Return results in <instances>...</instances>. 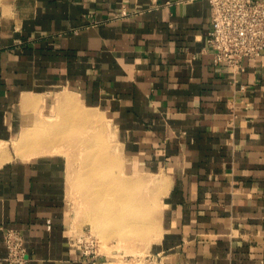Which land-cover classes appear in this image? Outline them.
I'll return each instance as SVG.
<instances>
[{
	"label": "crops",
	"instance_id": "crops-1",
	"mask_svg": "<svg viewBox=\"0 0 264 264\" xmlns=\"http://www.w3.org/2000/svg\"><path fill=\"white\" fill-rule=\"evenodd\" d=\"M212 16L209 0H0V264L2 225L24 264H106L72 233L69 148H12L73 117L63 96L110 120L123 172L165 176L152 264H264V50L216 63Z\"/></svg>",
	"mask_w": 264,
	"mask_h": 264
},
{
	"label": "rangeland",
	"instance_id": "rangeland-1",
	"mask_svg": "<svg viewBox=\"0 0 264 264\" xmlns=\"http://www.w3.org/2000/svg\"><path fill=\"white\" fill-rule=\"evenodd\" d=\"M70 105L72 107L71 114H73V117L68 116L69 120L66 121L64 120L65 118H63V120L60 117H56V119L54 118L52 126L53 130H51L50 133H57L58 131H60L58 130L59 127L63 125H68L70 127L68 131H71V133L68 132L63 147L64 149L65 146L69 148H66V155L69 158L70 166H72L69 175H73V177H70L69 180L71 183V197L73 198L71 222H73L74 228H72V233L74 234L76 240H78L82 245H84L87 250L89 249V251H91L92 253L101 254L105 258L106 264H152V260H155L156 258V249L158 247L157 242L162 237V228H160V212L162 208V196L166 189L159 192L158 195V190L155 187L154 182L143 184V186L141 187L138 186L132 188V191L131 188L129 189V193H131L130 204H132L130 206V210L128 211V213L130 214L129 218L132 222V220H134L136 217V213H138L139 217H141L139 210H142L143 208L144 212L142 219L145 222L146 227H151L146 228V230H149V232H138L139 230H133L134 222L131 223L129 227L124 226L123 224L117 225L112 215L113 205H106L105 203V205L102 206L101 203L98 201H88L87 198L89 192L92 191L94 188H97V186L90 188L86 184H82V181H79V172L82 168V162L81 155H79L80 157L78 156L80 152H78V146L79 143H83V140L85 138L91 140L88 142H96L101 140L102 135L105 134L104 136L108 141L107 144H111V147H113L112 152H110L111 159L114 163V166L110 169L111 174L114 173L119 177L126 176L125 178L147 177H145V175L141 173H134L128 175L126 172H123L121 168L122 154L120 153V138L118 132L114 129V127L110 123V120L106 118L105 115H99V117H102L100 119H102L101 122L103 124L101 126L98 124L100 128L98 127L97 130L102 132V134H100L99 136H95V134H93L94 131L92 130L93 125H91L90 123L88 124V121L84 122L82 118V112L84 110H87L88 108L79 109L78 104L74 102V100L72 103H70ZM102 127L105 128L104 131ZM109 130L117 132V134H115V132L114 134H112L113 136L111 137V139L109 138ZM91 134H93V136ZM115 145L118 149H120L119 153H116L114 149ZM73 148L74 151L71 152ZM27 150L28 151L25 153L27 156L31 155L30 153L33 154V148H28ZM68 150H70V152ZM62 151L63 150L60 149V152ZM75 155L77 156L75 157ZM153 197H158L159 202H153ZM139 199L140 201H144L138 202ZM99 208L100 211L101 208H104V210L100 212V217L99 215H97L99 213ZM133 216H135L134 219ZM114 228L128 229L120 233Z\"/></svg>",
	"mask_w": 264,
	"mask_h": 264
},
{
	"label": "bare ground",
	"instance_id": "bare-ground-1",
	"mask_svg": "<svg viewBox=\"0 0 264 264\" xmlns=\"http://www.w3.org/2000/svg\"><path fill=\"white\" fill-rule=\"evenodd\" d=\"M60 96L62 97L63 95H60ZM69 97L70 96L68 97L63 96V98L61 99L65 98L64 102H66L67 100L69 102L73 101V99ZM82 113H83L82 118L84 122L88 121L87 122L88 124L90 123L91 125H93L92 126L93 127L92 130L94 131L93 134H95V136H99L100 134H102V132L97 130V128L99 127L98 124L100 126L103 124L101 122L102 119H100L102 117H99L100 114H97L98 112L94 110H89V109L84 110ZM52 126H53V123L51 121L50 122L46 120L41 121V122L39 121L36 124V126L33 127V130L28 131L31 127L27 129V132L25 130L24 131L25 133H23V135L18 141L14 142L12 140L13 141V143H11L13 146L12 148H14V150L17 151L18 153L19 152L22 153V151H24L25 149L33 148L32 150L33 154H38L41 152H58L60 151V149L64 151L65 149L63 145L67 138L68 132L71 133V131H68L70 127L68 125L67 126L63 125L59 127L58 130L60 131H58L57 133H52V132L50 133V131L53 130ZM104 130L105 128H103V131ZM114 132L112 130H109L108 133H109L110 139L113 136L112 134H114ZM93 134L91 135L93 136ZM104 135L105 134L102 135L101 140L96 141V142L95 141L88 142L91 140H89L88 138H85L83 140V143H79V146H78L79 148L78 152L80 151L78 156L81 155V162H82V168H81V171L79 172V177H80L79 181H82V184H86L90 188L97 186V188H94L92 191L90 192L88 191L89 194H88L87 200L88 201L93 200L95 202L98 201L101 203L102 206L105 205V203L106 205H113L112 215L115 220L112 217L111 218L117 223V225L123 224L124 226L129 227L131 223L134 222L133 230H136V231L139 230L138 232H144V231L149 232V230H146V228H151V227H146V224L142 219L143 212H144L143 208L142 210L141 209L139 210L141 217H139V214L136 213L135 214L136 217L133 216V219L134 217L135 219L132 220V222L129 218L130 214L128 213V211L130 210V206L132 205L130 204V194L131 193H129V189L131 188V191H132V188H135L138 186L141 187L143 186V184L154 182V185L158 190L157 193L159 195V192L167 189L168 182L166 183L167 180L164 181L165 179L163 180L162 178L165 176L161 177L160 174L151 176V178H140V177L125 178L126 176L119 177L118 175L114 173L111 174L110 169L111 167L114 166V163L111 159L110 152H112L113 147H111V144L110 145L107 144L108 141L106 140V137ZM7 145L8 144L6 142H2L0 144V153L4 152V150L7 148ZM114 149L116 153L120 152V149H118L117 146H115ZM68 151L70 152V150ZM73 151H74V148L71 150V152ZM76 156L77 155H75V157ZM71 168L72 166H70V170ZM70 177L72 178L73 175L72 174L69 175V180H70ZM141 201H144V200H141ZM141 201L139 199L138 202H141ZM153 202L158 203L159 202L158 197H153ZM144 205H145V202H144ZM98 210H99V213L97 215H99L100 217V212L104 210V208H101V211H100V208ZM114 229L122 233L128 228H114ZM129 229H132V228H129Z\"/></svg>",
	"mask_w": 264,
	"mask_h": 264
},
{
	"label": "built area",
	"instance_id": "built-area-1",
	"mask_svg": "<svg viewBox=\"0 0 264 264\" xmlns=\"http://www.w3.org/2000/svg\"><path fill=\"white\" fill-rule=\"evenodd\" d=\"M213 28L209 43L216 63L224 62L235 72L244 67L246 56L257 57L264 50V0H209ZM245 84L239 86L244 90ZM7 247V260L13 264L28 261L22 231L1 226ZM89 250V249H88Z\"/></svg>",
	"mask_w": 264,
	"mask_h": 264
}]
</instances>
